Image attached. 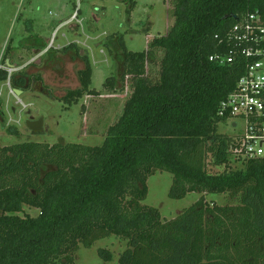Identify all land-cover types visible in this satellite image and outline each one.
<instances>
[{
  "label": "trees",
  "instance_id": "16d2710c",
  "mask_svg": "<svg viewBox=\"0 0 264 264\" xmlns=\"http://www.w3.org/2000/svg\"><path fill=\"white\" fill-rule=\"evenodd\" d=\"M120 1L129 17L134 0ZM172 5L171 29L145 51H126L121 37L105 44L122 50L120 82L130 77L133 89L101 146L0 148V264H76L80 247L89 249L110 236L126 242L118 264H264V160L234 161L230 138L218 132L219 104L243 75L244 59L237 56L223 66L209 60L235 49L228 37L237 20L255 12L264 20V0H173ZM70 50L84 68L77 73L80 87L60 99L67 107L100 94L90 89L87 55L73 43L56 52ZM156 50L163 57L158 79L151 82L147 66L156 63ZM32 79L41 82L25 69L12 74L0 69V82L8 81L12 90L28 91ZM115 85L109 77L103 87L113 92ZM2 116L0 110L3 121ZM156 172L172 175L170 199L201 197L162 221L157 209L142 204L147 179ZM224 194L237 204L205 200ZM24 206L38 215L20 217ZM98 253L103 262L112 261L109 251Z\"/></svg>",
  "mask_w": 264,
  "mask_h": 264
},
{
  "label": "rangeland",
  "instance_id": "374dc122",
  "mask_svg": "<svg viewBox=\"0 0 264 264\" xmlns=\"http://www.w3.org/2000/svg\"><path fill=\"white\" fill-rule=\"evenodd\" d=\"M134 2L135 7L128 17L127 5L120 0H0V69L8 74L17 71L2 65L4 57H7L6 61L10 59L18 64L29 63L25 71L39 77L43 87L50 90L54 97L51 100L29 90L22 96L15 95L8 81L0 82V110L4 119H0V148L22 143L102 145L107 129L120 117L133 89L130 77L120 82L123 68L118 58L122 56V50L120 47L108 49L105 44L109 39L117 44L121 37L126 51L141 53L148 48L151 40L166 36L174 21L173 0ZM76 5L77 12L80 11L78 22L54 32L53 49L49 46L53 31L61 21L70 17ZM72 43L81 55H87L92 69L90 89L100 94L85 95L76 105L67 107L60 99L67 91L80 87L77 73L84 68L82 60L72 59L73 51L59 53ZM42 47L59 52L51 53V58L45 56L46 53L36 56L34 51L42 50ZM162 57L163 52L156 50V63L147 66V77L151 82L158 79ZM109 77L116 80L113 92L103 87ZM29 117L34 120L43 118L42 133L34 134L26 128L25 121ZM218 132L223 135L235 133L223 125L218 127ZM237 167L239 165L231 166ZM207 169L209 172L217 171ZM172 180V175L167 172H156L150 176L146 183L147 197L142 202L157 209L164 222L174 219L201 197L190 193L182 200L170 199L168 193ZM205 200L219 206L237 204V200L225 194L206 195ZM18 215L36 217L38 211L24 206ZM126 248L125 241L110 236L96 241L89 249L80 247L75 253V263L118 264ZM100 250L109 251L112 261L103 262L98 253Z\"/></svg>",
  "mask_w": 264,
  "mask_h": 264
},
{
  "label": "built area",
  "instance_id": "2783aa9c",
  "mask_svg": "<svg viewBox=\"0 0 264 264\" xmlns=\"http://www.w3.org/2000/svg\"><path fill=\"white\" fill-rule=\"evenodd\" d=\"M76 16L77 11L71 16L72 20ZM53 38L54 33L50 47H53ZM228 41L235 44V49L209 60L223 66L241 56L244 73L219 104L218 116L223 120L220 125L235 131L227 135L229 154L234 161L264 160V20L261 15L248 13L237 20Z\"/></svg>",
  "mask_w": 264,
  "mask_h": 264
},
{
  "label": "water",
  "instance_id": "95a60500",
  "mask_svg": "<svg viewBox=\"0 0 264 264\" xmlns=\"http://www.w3.org/2000/svg\"><path fill=\"white\" fill-rule=\"evenodd\" d=\"M233 19H236V18L233 17ZM6 65H8L7 61H6ZM29 91L32 93L42 94L51 100L54 99L51 91L43 87L41 82L35 81L34 79L31 80ZM21 93L22 92L19 90H14L15 95H20ZM25 126L31 133H34V134L42 133L43 132V118L40 117L35 120L27 119L25 121Z\"/></svg>",
  "mask_w": 264,
  "mask_h": 264
},
{
  "label": "crops",
  "instance_id": "0c3cea01",
  "mask_svg": "<svg viewBox=\"0 0 264 264\" xmlns=\"http://www.w3.org/2000/svg\"><path fill=\"white\" fill-rule=\"evenodd\" d=\"M77 9H78V5H76L75 6V9H74V11H73V13L72 14H74L76 11H77ZM80 11H78L77 12V16H76V19H71V15H70V17L68 18V19H66V20H64V21H61L57 26H56V28H55V30L53 31V33L57 30V29H59V28H62V27H65V26H72V25H75V24H72L73 22H78V19H79V16H80ZM78 26V25H77ZM70 29H72V28H70ZM48 41L49 40H47V43H48ZM53 49H54V47H52ZM58 49H61V48H58ZM33 50H35V49H33ZM48 50L46 49V48H44V49H42V50H35L34 51V54L36 55V56H38V55H44L46 52H47ZM10 61H12V60H8L7 61V63H8V65H6V67H10V68H12V69H17V71L20 69V70H22V69H25L27 66H28V64L29 63H25V64H18V63H16V62H10ZM10 85V84H9ZM13 91V93H14V90H12ZM22 92V91H21ZM25 92H29V91H25ZM23 93L24 92H22L21 94H20V96H22L23 95ZM19 103H21V101H19Z\"/></svg>",
  "mask_w": 264,
  "mask_h": 264
},
{
  "label": "flooded vegetation",
  "instance_id": "af4514ba",
  "mask_svg": "<svg viewBox=\"0 0 264 264\" xmlns=\"http://www.w3.org/2000/svg\"><path fill=\"white\" fill-rule=\"evenodd\" d=\"M28 119H33L32 117H29Z\"/></svg>",
  "mask_w": 264,
  "mask_h": 264
}]
</instances>
